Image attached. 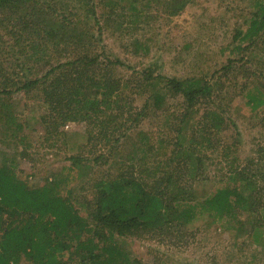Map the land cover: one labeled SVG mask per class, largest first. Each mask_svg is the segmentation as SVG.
Returning a JSON list of instances; mask_svg holds the SVG:
<instances>
[{
  "label": "rangeland",
  "instance_id": "1",
  "mask_svg": "<svg viewBox=\"0 0 264 264\" xmlns=\"http://www.w3.org/2000/svg\"><path fill=\"white\" fill-rule=\"evenodd\" d=\"M192 1L180 15L173 16L165 11L170 0H162L166 8L148 0L136 3V9L132 1L117 0H32L33 7L0 0V166L12 167L30 187L61 179L82 200L93 197L97 181L121 173L142 176L156 186L160 179H168L165 172L172 175L175 170V128L183 125L185 142L180 153L185 155L196 141L197 153L205 160L204 175L197 172L200 179L193 182L190 167L181 165L174 178L182 177L183 187L189 184L195 199L205 200L216 194L220 181H226L231 171L246 169L261 188L258 200L264 206V181L259 175L264 171V105L257 108L249 102L251 97L264 99L259 91L264 92V35L243 40L242 48L235 49L237 30L248 29L246 18L256 9V1ZM43 14H54L56 21H66L62 14H69L68 23H76L80 29L96 28L101 71L127 86L122 93L127 114L131 109L135 114L148 98L131 94L140 88L138 77L144 70H154V76L206 80L213 87L211 104L202 99L196 113L182 124L184 97L164 87L166 107L152 106L149 116L139 123L129 122L127 114L117 120L124 122L122 127L114 120L92 122L87 116L93 109L81 104L74 107L76 119L62 123L46 103L43 87L19 89L26 82L44 78L69 57L58 52L60 46L47 43V16ZM108 60L122 65L112 62L108 72ZM213 114L221 116L220 126H211ZM105 124L117 128L112 140L127 131L114 150L107 140L98 139L105 137L100 135ZM143 142L149 145L145 147ZM102 153L105 157L95 162ZM73 156L85 159L80 169L73 168L69 160ZM170 157L175 161L168 167ZM142 169L151 177L141 175ZM214 216H198L186 232L153 231L127 237V249L145 264H264L263 208L253 213L243 210L237 218ZM22 264L32 263L24 257Z\"/></svg>",
  "mask_w": 264,
  "mask_h": 264
},
{
  "label": "trees",
  "instance_id": "2",
  "mask_svg": "<svg viewBox=\"0 0 264 264\" xmlns=\"http://www.w3.org/2000/svg\"><path fill=\"white\" fill-rule=\"evenodd\" d=\"M16 1L13 6L19 3L32 6V0ZM117 1L120 3L132 1L135 6L136 3L148 0ZM255 1L256 9L246 18L249 23L248 29L245 32L237 30L235 41L238 45L235 49L242 48L243 40H255L264 35V0ZM149 2L157 7L166 8L162 0ZM192 2L170 0L168 2L170 7L165 11L177 16ZM43 16H47V43L60 46L58 52L67 53L69 57L65 58L66 62H59L47 71L44 78L26 82L19 89L32 91L38 89V85L43 87L46 103L58 113V119L62 123L76 119L74 107L81 104L80 106L93 109L88 113L91 118L87 116L92 122L104 124L112 123L111 120H114L119 122V127L124 126L123 121L117 120L127 114L126 107L122 104L123 89L127 86H122L113 76L103 74L101 71L102 54L98 51L99 46L97 44L95 46L97 36L93 32L96 28H89L91 27L89 22L87 25L83 22L89 29H80L76 23H68L69 14H62L67 22L56 21L54 14ZM98 35L101 36L102 32ZM112 62L114 65H122L120 61ZM112 62L108 60L105 63L108 72ZM114 69L112 68V73ZM152 72L154 70L149 72L144 70L139 74L140 88L138 90L134 88L131 93L148 95L147 100L135 114L132 113L133 109L129 110L127 120L132 124L147 118L152 106L159 110L166 107L167 94L164 87H169L184 97L185 112L182 124H186L196 113L195 108L203 103L202 99L207 98L206 103L211 104L213 87L206 80L202 78L179 80L164 75L154 76ZM262 88L264 89V84ZM259 91L264 95L262 89ZM3 92L12 94V91L8 90ZM249 102L254 103L257 108L264 105L262 98L251 97ZM213 115L216 117L210 120L211 126H220L221 116ZM103 117L106 120H101ZM40 118L42 122L48 123L44 116ZM6 126L10 129V124L7 123ZM105 126L100 131V135L104 133L105 137L99 136L98 139L107 140L113 150L120 147L122 137H126L127 131L121 132L112 140L111 136L117 128L111 129L110 125L107 127L106 124ZM175 129L177 138L174 153L177 156L173 157L177 162L174 172L181 165L190 167V176L194 182L200 179L196 175L197 172L200 171V175H204L201 172H204V157L197 153L194 144L196 141L190 144L192 153L190 151L185 155L184 152L180 153L181 149H184L183 135L186 130L183 125H178ZM144 144L145 147L149 145ZM104 157L105 154H100L95 158V162ZM174 158L168 159V167H171ZM69 160L75 169H80L85 161L80 156L70 157ZM245 170L231 171L226 181H220L222 186L216 194L205 200H196L191 186L186 184L183 187L182 177L174 178V172L172 175L165 172L164 176L167 174L168 179L166 181L160 179L156 186H152L142 176L135 178L133 173L131 177L121 173L117 177L97 181L94 184L93 197L85 196L82 200L67 182L64 184L58 178L46 182L41 187H30L12 167L4 163L0 166V264H22L24 257L32 264H145L143 260L134 258L127 249V237L149 234L153 231L186 232L198 216L206 213L211 217H215L216 213L219 219H224L228 216L237 218L243 210L253 213L258 209H264L258 200L261 188ZM179 174L182 175L181 172ZM141 175L150 178L152 174L142 169ZM259 175L264 181V171H260ZM182 193L184 196H181Z\"/></svg>",
  "mask_w": 264,
  "mask_h": 264
}]
</instances>
